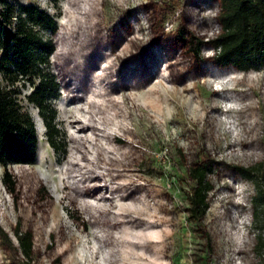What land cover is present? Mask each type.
Listing matches in <instances>:
<instances>
[{
  "label": "rangeland",
  "instance_id": "rangeland-1",
  "mask_svg": "<svg viewBox=\"0 0 264 264\" xmlns=\"http://www.w3.org/2000/svg\"><path fill=\"white\" fill-rule=\"evenodd\" d=\"M6 1L16 14L20 5H34L54 19L53 31H38L54 45L40 68L59 85L49 105L60 132L54 141H63L65 152L51 147L38 109L21 98L36 123L37 154L32 164L7 166L9 185L0 166V229L13 246L0 237V264H26L13 234L17 221L32 234L31 264H264V248L256 249L264 228L255 224V188L228 168L264 164V65L218 66L207 42L196 59L176 35L179 26L204 41L218 34V0H98L101 32L112 36L116 28L122 37L110 56L105 57L111 46L101 50L95 69L158 56L141 85L115 91L112 101L98 84L84 97L66 95L62 87L64 81L72 85L69 68L80 60L77 27L92 0ZM165 7L171 12L158 27ZM65 55L73 58L68 67L61 64ZM124 76L131 78L126 71ZM19 89L25 95L31 88ZM91 104L105 106L93 125ZM105 133L110 143L98 164L92 143L104 144ZM176 150L184 155L178 171L172 163ZM196 156L215 161L207 176L209 207L199 227L188 216L189 186L181 174ZM115 186L120 189L113 191ZM126 193L131 196L120 199ZM148 222L156 224L153 229Z\"/></svg>",
  "mask_w": 264,
  "mask_h": 264
},
{
  "label": "trees",
  "instance_id": "trees-1",
  "mask_svg": "<svg viewBox=\"0 0 264 264\" xmlns=\"http://www.w3.org/2000/svg\"><path fill=\"white\" fill-rule=\"evenodd\" d=\"M56 0H54L55 2ZM0 166L4 169L3 181L6 185L9 174L6 168L10 164H32L37 154V131L36 123L27 107L21 104L23 98L27 103L34 105L47 127L48 142L54 150L65 152V144H57L54 141L56 134L60 133L52 123L55 117L54 110L49 105V99L56 97L59 92V85L54 75L43 71L41 64L48 63V57L54 49L51 40L44 39L38 31H53L55 22L52 16L34 5H20L17 7L6 0H0ZM219 9L216 20L219 24V32L213 38L206 41L196 38L183 26H179L176 33L177 40L185 42L186 51L196 59H200V47L208 43L213 49L212 60L218 66L230 65L237 69L247 70L264 65V0H218ZM98 0L88 1L84 7L83 17L79 19L77 50L80 60H75L74 66L69 68L72 85L63 82V91L66 95L73 97H84L90 94L94 84H98L104 93L105 100H114L113 93L123 88H137L151 74L152 70L147 69L154 66L158 56L147 61L132 60V64L126 65L122 59L111 64H104L102 68H94L100 57L101 50L111 46L112 54L116 43L121 41L122 34L116 28L112 36L109 33H102L99 26L101 9L98 7ZM172 7L159 11L156 21L158 27L166 20ZM101 12V13H100ZM100 13V14H98ZM16 14V18H14ZM14 18V19H13ZM188 36V37H185ZM75 46V47H76ZM72 47V46H71ZM73 48V47H72ZM55 52V51H54ZM54 52L52 56L54 55ZM67 54V53H66ZM73 58L66 56L62 60V66L68 67V61ZM118 66L116 73L112 68ZM124 66H127L124 69ZM100 71L96 72V70ZM131 74L130 79H125L124 72ZM68 73V72H67ZM73 75V76H72ZM96 76V81L90 85V80ZM29 86L31 89L22 95L19 87ZM105 106L89 105L88 115L90 124L93 125L96 115L102 116ZM93 137H97V130L92 129ZM109 134L102 135L106 142H93L92 149L96 151L95 160H101L100 155L109 145L107 141ZM115 141L116 138H113ZM113 149H109L111 152ZM184 155L176 150L172 163L177 170L178 160ZM215 165V161L209 158L196 156L186 171L181 173L189 189L186 192L188 202V216L199 227L209 207L208 193L212 184L207 178ZM229 169L236 171L241 177L250 181L256 191L252 197L253 214L255 224L264 228V164L256 163L250 166L228 165ZM108 168H104V178L110 176ZM178 171V170H177ZM89 179L94 181L96 176L89 174ZM112 183L113 177H110ZM120 189V186L112 188L113 191ZM131 193L120 196V199L130 197ZM127 221L137 222L128 218ZM154 222H148V229H153ZM148 230V232H149ZM13 234L17 241V249L25 258L26 264H31L33 254V238L30 231L22 230L17 221L13 228ZM152 234V233H151ZM153 235V234H152ZM155 236V235H154ZM0 237L7 247L13 249L12 242L8 235L0 229ZM145 239V238H144ZM256 249L264 248L263 232L257 234ZM16 250V249H14ZM150 257V256H149Z\"/></svg>",
  "mask_w": 264,
  "mask_h": 264
}]
</instances>
